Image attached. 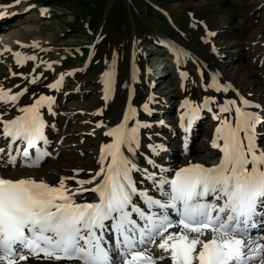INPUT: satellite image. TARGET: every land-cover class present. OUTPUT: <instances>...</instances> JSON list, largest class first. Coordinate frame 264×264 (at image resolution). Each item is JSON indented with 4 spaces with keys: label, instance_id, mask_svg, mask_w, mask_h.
<instances>
[{
    "label": "rangeland",
    "instance_id": "374dc122",
    "mask_svg": "<svg viewBox=\"0 0 264 264\" xmlns=\"http://www.w3.org/2000/svg\"><path fill=\"white\" fill-rule=\"evenodd\" d=\"M209 2L217 27L213 32L198 15ZM6 7L9 11L0 17V74H14L13 92L23 91L29 102L61 81L58 124L46 143L56 155L45 162L96 165L106 133L133 105L146 113L151 137L165 154L160 162L176 161L185 147L180 113L187 88L175 48L188 50L198 61L208 95L223 103L226 92L212 85L218 80L210 69L213 58H220L228 71L259 70L264 64V0H0V9ZM90 20L97 24L95 33ZM259 103L257 135L264 142V99ZM97 113L101 119H92ZM212 123L213 117L204 114L195 124L194 145H203ZM147 250L159 252L157 247Z\"/></svg>",
    "mask_w": 264,
    "mask_h": 264
},
{
    "label": "snow or ice",
    "instance_id": "6c2138e0",
    "mask_svg": "<svg viewBox=\"0 0 264 264\" xmlns=\"http://www.w3.org/2000/svg\"><path fill=\"white\" fill-rule=\"evenodd\" d=\"M60 83L57 81L50 87ZM110 84L111 81L109 87ZM10 92L11 89L0 88V102H16L24 95L23 91L12 95ZM52 102V97L42 95L21 109V116L4 119L0 113V138L8 141L7 150L0 147V156L7 155V165L15 166L18 157H23L25 166L38 167L43 157L49 155L36 148L33 158L29 148H34L37 141L47 143L40 110ZM242 102L249 104L247 100ZM228 103L235 105L236 101ZM182 107L189 108L181 119L185 122L187 117L190 127L198 108L188 101ZM220 111L232 109L225 106ZM235 113V124L224 120L216 128L212 146L222 153L218 163L211 166L189 163L176 170L171 179H157L155 173L145 170L147 178L162 193L163 201L147 192H138L131 179L137 165L124 156L121 145L133 152L138 148L139 125L128 129L126 123L106 133L115 140L103 146L101 160L111 159L106 169L102 165L96 173V176L103 173V180L92 189L70 190L66 180L76 177H61L53 186L33 177L0 176V264H26L30 258L115 264L114 255L119 257V264H157L166 258L171 264H264V234H251L257 227V218L264 225V149L256 143V124L261 121L255 113L241 107H235ZM128 119L125 114V121ZM18 141L25 147L22 150L17 147L14 154L13 145ZM153 150L158 153L159 149L154 146ZM96 176L77 183L91 184ZM79 191L98 193V202L76 203L73 197ZM134 195L145 197L149 209L160 211L145 213L132 204ZM169 209L178 220L170 217ZM132 213L138 214L143 226L131 218ZM107 221H113L110 231L114 234V245L106 239ZM173 228L178 230L169 231ZM156 236L162 237L158 244ZM146 242L156 245L163 254H150L142 247Z\"/></svg>",
    "mask_w": 264,
    "mask_h": 264
},
{
    "label": "bare ground",
    "instance_id": "6f19581e",
    "mask_svg": "<svg viewBox=\"0 0 264 264\" xmlns=\"http://www.w3.org/2000/svg\"><path fill=\"white\" fill-rule=\"evenodd\" d=\"M212 11L211 2L204 4L199 10L198 15L200 18H203L208 26L209 31L213 32L217 29V27L214 25L213 22V14H209ZM234 35V33L232 34ZM177 42V40H176ZM177 43H181L178 41ZM180 46V44H179ZM215 52H217L218 56H221V53L217 51V48L214 46ZM176 52L180 54L181 59V73L186 72L187 78L184 81V85L186 86V91L183 97H185V100L189 102V105L192 107H195V105H204L207 101V107L209 114L211 117H213V123L211 125V130L209 131V136L205 138L203 145H194V143L191 146V149L189 153L186 152V150L183 147V150H181L180 157L178 160L174 161V158L170 160L167 164L163 163L160 165V147L155 144L151 137V129H148L147 127H144L143 125H148L146 113L142 110L140 111L138 107L136 106H127V110L125 114L129 116V119L125 121V114L122 116L121 121L119 124L126 123V127L128 129L138 127V132L136 133L139 141L138 148L135 149V151H129L128 148L125 145H121V151L123 152L124 156L129 159L132 163L136 164L139 159L141 160L142 165L146 166L147 170H149L148 173H163L164 177H167L169 179L172 178L174 175L175 170L184 166H187L189 163H202L205 166L210 165L207 159L210 156H206L207 154H210L212 156H216V150L218 148H215L212 146V140L217 136L216 134V128L222 126V123L224 120H228L229 122L235 124L237 119V114L235 113V107H241L242 109L250 112L255 113L258 115V109L261 106V103H259V100L264 99V64L262 65L259 70H248L241 72L240 70L231 71L225 69V65L223 64L222 60L220 58H213L212 69L214 71L216 76L218 77L217 82L214 81L212 85H215L217 88L219 87L220 90L224 88H228V91H225V98L226 103L221 102L218 97L216 96H209L207 92V86L205 85V79L204 75L200 74V64L197 60H193L191 55L189 54V51L183 48H176ZM163 70V69H162ZM212 71V72H213ZM214 74V72H213ZM12 74L3 75L0 74V88H3L4 90L11 89L12 93V85L10 86L9 83L11 82V79L13 77ZM163 76V75H162ZM214 76V75H213ZM215 79V78H213ZM217 79V78H216ZM215 79V80H216ZM230 86V87H229ZM14 87V86H13ZM60 90L58 87H48L43 88L40 90V92L37 94L36 97H30V100L28 102L27 96L24 93V95L20 96L19 99L16 102H12L11 105L13 107L8 106H2L0 103V113L3 114L4 119H12L16 116L23 115V112L21 109L30 106L32 103H34L40 96H48L53 98V102L48 105L45 104L44 107L41 108V114L42 118L45 122L46 129L44 131V135L47 138V144L49 141L51 142V137L54 135L56 128L58 124V118L59 112L57 109V95L59 94ZM9 93V94H10ZM16 94V93H14ZM133 94V93H132ZM236 101L235 105H231L228 102L229 101ZM243 100L249 101L248 105L243 104ZM9 105V104H8ZM228 106L232 109L230 112H221L220 109L222 107ZM149 109V108H148ZM210 109V110H209ZM189 111L188 107H184V109L181 111V115H184ZM149 112V111H148ZM92 119L94 120H100L101 116L97 113L95 116H92ZM150 119H148L149 121ZM199 119H193L194 126L196 122ZM150 122V121H149ZM151 123V122H150ZM186 123V117L185 122ZM200 124V122H199ZM198 124V126H199ZM260 125L259 123L256 124V127ZM197 126V127H198ZM194 132L192 129L189 130V134H194L196 132L195 128ZM155 129V128H154ZM156 133V132H155ZM153 135V134H152ZM241 136H243V133H241ZM256 143L259 145L261 149H264V142H259V136L256 133ZM3 139V138H2ZM5 140V139H3ZM2 140V141H3ZM115 140V137L108 136L107 140L103 142L102 148L104 145L113 143ZM1 141V142H2ZM5 143H1L0 147L7 148L8 141L5 140ZM222 143V141H220ZM22 142H17L13 145V152L15 154V149L17 146L21 149L24 148V145H22ZM154 146L158 147V153L157 151H154ZM181 146V143H180ZM36 148H39L40 150H44L46 152V145H44L43 141H37V144L34 148H29V152L33 153L31 154L34 158L36 155V152L34 153V150ZM22 150V149H21ZM36 151V150H35ZM53 153V152H52ZM51 152H48V158L52 157L53 155H56V152L52 154ZM101 154L102 149L99 154L96 155L97 160L95 161L96 165H85L78 163L76 165H65L61 162L57 161H47L44 160L40 162V165L38 167H27L25 166V163L22 161L23 157H18L17 163L15 166L7 165V155L4 154L0 157H2L4 160L0 161V176L10 177V178H22V177H33L37 180H44L50 185L56 186L59 182V179L61 177H76L75 180H66V186L70 190H76L79 188H94L97 186V184H100L103 180V173L100 176H96L97 172H100V169L102 165L105 167L110 162V157H107V151L104 152V155L107 157L103 161L101 160ZM153 161L154 163H149V161ZM51 162V163H50ZM57 162V163H56ZM162 169H166L167 171H162ZM93 176H96V179L93 180L91 184H84L79 185L77 181L79 180H91ZM160 177V176H159ZM132 179H135L133 177ZM148 185L149 189L145 190L143 189V192H147L149 196H152L154 199H161L164 200V197L161 192H159L154 185L153 181L148 179ZM167 186L165 187V191H167ZM142 193V192H141ZM138 198L145 204L144 206V212L150 213V212H159L160 210L158 208H152L149 209L146 205V199L145 197L138 195ZM76 203H92L95 202L97 198H91L90 196L85 195L84 191H79L76 193V195L73 197ZM136 198L132 197V203H135L137 201ZM170 217L175 221L178 220V217L175 215V213L169 209L168 210ZM257 227L260 224V219L257 218ZM256 227V228H257ZM255 228V229H256ZM255 229H252L251 233L255 231ZM178 229L173 228L169 231H176ZM261 234H264V230H261ZM258 234V233H257ZM256 235V234H253ZM259 236V235H258ZM110 244H113L112 239H107ZM144 246V245H143ZM153 256H160L162 255V250L159 249V252L157 253H151ZM114 262L115 264H119V257L114 255ZM26 264H76V262H70V261H47V260H37L35 258H30ZM157 264H171V261L169 259H164L162 261H158Z\"/></svg>",
    "mask_w": 264,
    "mask_h": 264
},
{
    "label": "trees",
    "instance_id": "16d2710c",
    "mask_svg": "<svg viewBox=\"0 0 264 264\" xmlns=\"http://www.w3.org/2000/svg\"><path fill=\"white\" fill-rule=\"evenodd\" d=\"M156 16L158 17L159 16V14L158 13H156ZM90 26H91V29H96L95 27L97 26V24H96V22L95 23H93L91 20H90Z\"/></svg>",
    "mask_w": 264,
    "mask_h": 264
}]
</instances>
